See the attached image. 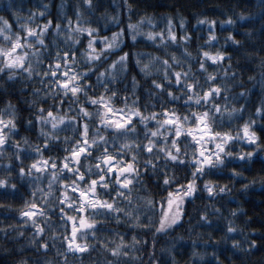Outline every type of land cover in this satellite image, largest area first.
<instances>
[{"label":"trees","instance_id":"1","mask_svg":"<svg viewBox=\"0 0 264 264\" xmlns=\"http://www.w3.org/2000/svg\"><path fill=\"white\" fill-rule=\"evenodd\" d=\"M34 1L39 3L38 0ZM89 1L88 5L84 3L80 6L77 3L84 0H43L42 3L47 7L46 14L41 20L42 24L48 20L52 23L41 38L44 40L43 45L39 40L30 41L33 48L40 52L39 56L35 57L32 54L28 56L32 64L31 75L15 69L17 75L12 80H8L7 73L0 72V108H4L5 103L11 101L16 106L17 113L15 134L11 136L7 147L0 146L3 149L0 151V177L7 179L5 185H0V264H16L17 261H26V264H264V115L255 113V107L264 98V13L261 12L258 0ZM9 6L10 4L6 5L5 0L1 1L0 16H4L12 23L14 31H19L13 14L18 9L31 8V0H13L11 7ZM77 8L81 14L79 20L75 14ZM241 13L244 14L243 19L240 18ZM69 17L72 23L67 26ZM141 17L162 20L165 23L171 18L172 25L176 28L173 31L176 33L177 41L169 40L163 45H153L150 42L145 43L147 40L144 39L138 38L133 41L130 36L125 35L119 38L122 40L119 49L111 52L105 50L101 53V62L93 67L92 63L80 53V49L86 47L87 32L81 33L76 38L79 47L70 48L73 36L71 40H63L58 37L61 32L53 31L57 24L60 25V30L65 26L69 33L74 32L77 25H81L95 29L93 35L109 37L118 29L127 31L129 23L136 24L138 21L140 23L147 20H141ZM181 18L184 20L182 31L181 25H178ZM201 18H207L213 23L208 24ZM229 18L231 23L228 22ZM201 23L210 25L212 29L204 30L200 26ZM209 32H214L213 40H208ZM229 33L232 34V38H229ZM184 35L187 39L179 40V37ZM81 39L83 43H80ZM0 43H3L2 38ZM94 47L99 49L102 45L94 41ZM24 49L27 53L30 52L28 48ZM133 50L138 53L145 51L155 53L166 59L170 58L171 53H176V60L171 61V68L167 69L172 79H163L165 69L162 65H160L161 73L143 75L136 64L137 57L132 55ZM165 50L169 55H165ZM202 50L210 53L221 51L225 53V56L220 61L207 59L206 71H204L199 68ZM58 52L61 55L68 53L69 63L66 66L63 60L57 63ZM122 52L129 53L128 67L125 71L114 75L116 76L114 89L116 95L110 101L114 107H123L124 101L127 100L129 107L139 108L145 115L155 112L158 120L164 119L160 115L162 106L169 111L188 112L189 104L185 100L188 90L173 86L175 77L172 69L184 71L188 73L190 79L198 80L199 86L194 84V87L201 96V88L210 87L212 82L220 87L221 95L215 99H210L207 103L201 100L199 106L195 101L192 102V106L197 107L198 111H203L210 104H219L222 108L229 109L232 107L240 109L241 104L245 107L234 113L232 117H229L227 113L221 117L217 113L215 117L209 118L211 130L216 132L227 130L233 136V141H229V144L225 146L226 152L231 155H225L222 164L214 163L211 170H207L209 166L206 165V171L193 177L191 168H178L177 162L170 159L165 164L166 157L163 154H160L157 159L155 152L149 156L147 153L150 150L141 149L137 153V168L140 175L128 185L131 193L125 190L124 186L115 183L114 175L107 173L103 174L108 187L97 185L98 197L107 198L123 211L117 213L101 209L96 212L88 209L80 213L78 204L76 208L72 207V202L77 200L79 192L73 187H65L60 181L68 184L72 181L78 182L79 178L69 171L76 168L85 172L86 175L90 174L89 179L94 178L100 171V165L96 160L100 150L105 147L111 150L114 144L117 146L123 144L125 137L119 136L113 141V130H105L97 122L98 115L85 117V122L90 126L89 140L94 134L92 130L98 129L99 135L108 138V143L105 145L101 142L98 147L96 144H90L91 151L81 153L79 160L70 161L69 169L61 172L59 165L65 162L62 158L70 154L72 143L82 138L71 126L57 131L52 129L51 123L47 125L37 123L34 121L33 114L42 115L37 111L41 105L45 109L52 106L51 110L56 115L76 116L77 120L72 123L79 125L81 104L89 108L90 112H94L97 107L102 108L103 105H92L83 93H77V99L70 91L67 93L59 91L57 82L67 72H78L82 68L93 67L90 74L81 78L91 84L96 80L97 72L104 69ZM188 53L191 55L189 56ZM24 66L27 67V62ZM207 73H213L211 81L207 79ZM133 75L137 81L135 91L132 88ZM153 80L164 88H155L152 84ZM169 86H172L174 94L179 95L178 99L168 96ZM109 88H112L111 84ZM241 88L247 90L246 97L241 96ZM225 89L228 92L227 98L223 96ZM103 90L101 85L99 89L89 87L87 91L88 95L98 96ZM134 100L137 103L133 104ZM209 111L214 112V109L209 108ZM25 120L33 121V124L28 125ZM245 120L254 121L251 130L257 133L255 144L246 139L236 138L238 125L243 124ZM42 127L52 132V136L48 138L49 145L40 149L42 157L49 162L39 174L37 169L32 168L29 175L28 169L33 160H37L43 166V159L36 152V148L44 144V136L40 132ZM136 127L138 134L128 138L135 140L139 145L146 142V135L150 133L146 134L144 127L140 124ZM148 127L151 129L159 126L149 120ZM165 131H167L165 128H160V132ZM173 134V132L167 133L168 136ZM186 134L182 133V135ZM154 139L164 141V137L161 136ZM205 139L207 143L202 144L201 147L207 154L210 149L214 151L215 146L211 139L206 137ZM15 142L23 147L17 150ZM184 143L181 141V154L185 159L180 163H187L194 151L191 146L185 149ZM187 143L189 145L194 143L191 136ZM256 144L259 147H256ZM241 151H251L252 156L241 157L237 154ZM52 157L58 161L57 178H54L53 184L49 185L48 176L51 175ZM128 158V156L125 157V159ZM149 159L154 165H158L157 171L161 175L157 176L152 171V166L145 165V161ZM21 167L25 168L24 174L19 172ZM191 167H195L194 160ZM233 169L236 170L235 173ZM165 172L169 175L178 174L181 178L186 177L183 181L185 185L187 179H195L196 187L191 196L185 197L180 206L179 220L162 231H156L154 227L150 232L141 226L147 223V216L152 214L146 210L147 201L143 197H153L157 200L158 217L159 197L171 190L169 188L157 190L163 183ZM206 180L212 184V193L204 187ZM50 187L51 192H49ZM117 187L121 189L123 196L115 195ZM221 187H224L226 191H220ZM42 193H48V195L45 196ZM65 193H67L65 200L69 203L60 199ZM129 196L130 199H128ZM33 203L37 205V208L30 207ZM61 208L76 219L68 220L66 216H62ZM129 208H139V222L133 218L135 211L133 217L126 215ZM175 208L174 204L170 213L175 211ZM233 209L236 211L233 212ZM21 211H32L34 215L21 216ZM80 215H84L89 221L95 220L96 224L90 228H80ZM117 215L120 216L119 220L116 218ZM33 220L43 229L39 236L35 235ZM73 223L77 225L75 242L81 245L87 244V249L81 251L69 247L67 240L64 239L72 235ZM229 228L232 230L229 231ZM41 237L46 238L49 245L47 249L40 247L36 242L30 243V241L40 240ZM234 240L237 241V245H233ZM253 241L255 244L252 243ZM117 244L120 245V252L114 255L111 249Z\"/></svg>","mask_w":264,"mask_h":264},{"label":"snow or ice","instance_id":"2","mask_svg":"<svg viewBox=\"0 0 264 264\" xmlns=\"http://www.w3.org/2000/svg\"><path fill=\"white\" fill-rule=\"evenodd\" d=\"M86 5L89 4V0H84ZM258 5L261 9V12L264 13V0H258ZM90 6V5H89ZM41 7H47L46 5H42ZM129 7H131L129 5ZM77 19H80V11L77 8L76 10ZM14 15V14H13ZM241 19L244 18V14L241 13ZM19 19V18H17ZM69 26L71 25V18L69 17ZM148 20L149 24H152L153 21L148 17H141V20ZM204 22L208 24H212L213 21L208 20L207 18H201ZM229 23H231V18H229ZM51 20L45 22L42 27L37 29L30 27L27 24L19 25V31L13 30V25L10 21L5 18L4 16H0V38H2L3 43H0V72L7 73V79L12 80L17 73L14 71L15 69H19L22 73H27L31 75L32 64L30 60H28L29 53L24 51V48L27 46L31 48L33 54L39 56V50L32 47L29 44V39H36L43 45L44 40L41 37L45 34V30L49 28L51 24ZM224 23V21H221ZM181 27L183 28L184 20L183 18L180 19ZM139 21L136 24L129 23L127 25V31L124 29H118L115 32L111 33V37H98L93 35L96 31L91 27H85L81 25H77L76 29L74 30V36L69 45L70 48L72 47H79L76 43V38L80 36L81 33L87 32L88 38L85 48L80 49L81 55L85 56V59L92 63L93 67H95L98 63L101 62L102 57L101 53L105 50L111 52L113 49H119V45L122 42L121 39L123 36L128 35L133 41L137 40L138 33L133 31L134 29L138 28ZM168 29L167 34H164V31L161 30L160 32L154 31H147L144 33L148 37V40L145 43H152L153 45H163L166 41H177L176 33L172 30V19H168ZM60 25L57 24L56 28L53 29L54 32H59ZM142 31V30H141ZM21 32H23V37L21 36ZM214 36V32H209L208 39L212 40ZM229 38H232V34H228ZM187 39V36L179 37V40ZM234 39V38H233ZM94 41L100 43L102 45L101 48L96 49L94 47ZM107 41V42H105ZM84 41L81 39L80 43ZM187 52V50H185ZM86 54V55H85ZM132 55L137 57L136 64L140 68V72L143 75H148L151 73V66L162 65L165 69L163 73L164 80L172 79V75H170L167 69L171 68V61L176 60V53H171L170 58L166 59L164 56H159L155 53L151 52H136L133 50ZM165 55H169L165 50ZM190 56L191 54L188 53ZM57 56L60 60H63L65 66L69 63L68 61V53H63L62 55L58 52ZM129 53L122 52L121 55L116 56L115 59L112 60L110 64H107L104 69H101L97 72L96 80L89 84L87 80H81L86 74H90L93 70V67L89 68H82L78 72L72 71L67 72L59 79L58 83V90L63 92H71L74 98H77V93H83L88 101L91 102L92 105H103V107H97L94 112H90L89 108L84 107L83 104L79 107V120L80 123L77 125L76 123H72L73 121L77 120L76 116H59L53 113L51 110L52 106H49L48 109H45L43 105H41L37 111L42 113V115H34V121L37 123H43L47 125L51 123V127L54 130H58L57 126L61 125L62 122H68L65 127L71 126L74 131L79 133V136L82 139H76L74 143H72V150L70 154H66L62 159L65 161L64 163L59 165V171H64L65 169H69V162L70 161H77L80 159L81 153H87L91 151L89 147L90 144H96L97 147L99 143H104L107 145L108 138L99 135V130H92L94 134L91 136V139L88 138V133L90 131V126L87 122H85V117H90L93 114L99 116L98 123L105 129H112L113 136L112 139L115 141L119 136L125 137L124 143L120 145H113L111 150L105 147L100 150V154L96 156V160L98 165H100V171H98L94 178L89 179V175H86L85 172H81L78 168L76 169H69L74 176L79 178V181H72L70 184L65 183L64 181H60V183L64 184L65 187H73L75 191L79 192V197L75 202H72V207L76 208L77 204L79 205V212L84 213L86 210L91 209L95 210L96 212L101 211V209H107L109 212L115 211L117 213L123 211L122 209L118 208L112 201L105 199H100L97 195V185H103L105 188L108 187V183L105 180V175L103 173L111 174L116 177L115 183L118 185L124 186L125 190L131 193V188L128 185L132 184V181L139 177L140 173L137 168V161L138 155L137 153L141 149H148V155L151 156L153 153H156V158L159 159V155L163 154L166 157L165 164H167L168 159L173 162H177L176 167L189 169L191 168V175L195 177L199 173H203L206 171L205 166H209L207 170H211V166L220 165L223 163L225 155H231V153L226 152V145L229 144V141H233V136L230 131H213L211 130V124L209 123V118L215 117L217 113L221 117L224 116L225 113L229 117H232L234 113L239 112L240 110L244 109L245 105L241 104L240 109L235 107L229 108H222L219 104H210L208 107H205L203 111H198L197 107L192 106V102L195 101L196 105L199 106L200 101L203 100L207 103L210 99H215L217 96L221 95L220 87L217 86L214 82L210 84L208 88H201L202 96L200 93L196 92L194 84L199 86L198 80H192L189 78L188 73L176 69H172V73L174 74L175 80L174 85L175 87H179L181 89L188 90L187 94L185 95V100L189 104V111L185 113H179L175 110L169 111L168 108L162 106V110L160 115L164 117L163 120L157 119V114L155 112L148 113L147 115L143 114L139 108H133L128 106V101H124L123 107H114L111 105L110 101L112 97L116 95L115 92V80L116 76L114 73L123 72L128 67L127 58ZM225 56V53L221 51H217L215 53H210L208 51H203L200 55V63L199 68L201 70L206 71L205 64L207 59H211L213 61H220ZM139 57H147V62H142ZM75 60V55L73 54V61ZM27 62V67L24 65ZM47 75V73H45ZM55 76V73H53ZM213 73H207V79L209 81L212 80ZM66 77V78H65ZM251 79V77H250ZM107 81V83H105ZM112 85V88H109V85ZM136 77L135 75L132 76V88L135 91L136 88ZM152 84L157 89H163L164 86L158 83L156 80L152 81ZM103 85V91H100V94L97 95H88V88L99 89ZM38 91V90H37ZM107 92V95H105ZM167 94L169 97L173 99H178L179 95L174 94L172 91V86H169L167 89ZM240 94L242 97H246L248 95L247 90L244 88L240 89ZM54 95V93H53ZM223 96L227 98L228 92L225 89ZM225 102L227 100L225 99ZM137 103L136 100L133 101V104ZM209 108L214 109V112L209 111ZM255 113L258 115H264V98L261 99L260 103L255 107ZM16 106L12 104L11 101H7L4 105V108H0V146L7 147L10 138L12 135L15 134L14 130L17 129L16 123ZM149 120L154 121L159 127L156 128H149L148 123ZM25 123L28 125H32L33 121L25 120ZM254 121L245 120L243 124L238 125V129L236 132V138L240 140H248L255 144L257 140V133L251 130V125ZM137 124H140L144 127L145 133L150 135H146V142H143L139 145L136 144L135 140H131L128 137L137 135ZM187 125V127H185ZM160 128H165L167 131L160 132ZM40 132L44 136V144L39 145L36 148V152L38 155L41 156L43 159V166L37 160H33L31 165L28 169V174H31L32 168H35L39 172L43 171V167L47 166L48 159H44L42 157V153L40 152L41 148H44L45 145H49V137L52 136V132L46 131L45 128H40ZM168 132H173L174 134L168 136ZM242 132V135H241ZM182 133H187L186 135H182ZM164 137V141L161 142L155 137ZM191 136L193 144L189 145L188 138ZM211 139L214 143L215 150H208L207 154L205 149L201 147L202 144L207 143V139ZM22 139H26L22 137ZM65 140L68 141V138L65 137ZM170 141V143H168ZM181 141L185 142L183 147L186 149L191 146L194 151L191 154V159L187 161V163H180L185 158L181 154ZM70 142V141H69ZM18 142H15V148L19 150L22 148ZM256 147H259L256 144ZM3 149L0 148V151ZM47 150V149H46ZM65 150L67 152V147L65 146ZM198 153V154H197ZM239 156L244 157H251L252 152H239L237 153ZM128 156V159L125 157ZM17 159H19V155L17 154ZM195 161V167H191L192 161ZM52 163V170L51 175L48 176L49 185H52L54 182V178H57V163L55 157L51 158ZM146 166H152V171L157 176L161 175L158 171V165H154L151 159L145 161ZM235 173V169L232 170ZM19 172L21 174L25 173V168H19ZM135 173L136 175H132ZM123 174V175H122ZM184 179L181 178L178 174L176 175H169L167 172L163 173V183L159 185L158 191H162L165 188L171 189L167 191L164 196L159 197L160 208H159V215L157 217L156 208H157V200L153 197H143L147 201L146 210H149L152 214L147 216V223L141 225L143 228L147 229L148 231H152L155 227L156 231H162L169 227V225L173 224L175 221L180 219L179 213L181 211V205L185 197L191 196L194 188L196 187L195 179H187L186 185L184 184ZM179 181V182H178ZM7 183V179L0 177V185H5ZM15 187V185H13ZM204 187L207 189L209 193L213 192V187L210 181L204 182ZM51 187L49 188V192H51ZM220 191H226L224 187L220 188ZM91 193V195H89ZM43 195L47 196L48 193H42ZM65 193L64 196H61V200H65ZM115 195L123 196V192L119 187L116 188ZM130 199V196L128 197ZM166 199V203H165ZM65 203H69V201L65 200ZM176 205L175 211L170 213V209L173 205ZM99 205V207H98ZM27 206V205H26ZM31 208H37V205L33 203L30 205ZM135 211V216L133 217V212ZM236 209H233L235 212ZM62 216H66L68 220H75L76 218L68 215V213L61 208ZM91 215V212L89 213ZM21 216H33L34 213L32 211L29 212H20ZM126 215L129 217H133L136 222H139L140 219V210L139 208H129L126 212ZM116 218L119 220L120 216L117 215ZM35 226V235L39 236L40 233L43 231L40 224L36 223L35 220L32 221ZM93 224H96L95 220H87L84 215L79 216V227L80 228H90ZM232 229L229 228V231ZM77 234V225L73 223L72 225V235L70 237L66 236L64 239L67 240L68 246L76 248L77 250L87 249L88 245L78 244L75 242V237ZM55 235V234H54ZM155 235V233H153ZM135 240V236H133ZM36 242L40 245V247L47 249L49 247L48 243L46 242V238L41 237L40 240L30 241ZM121 243H123V239H121ZM233 245H237V241L232 242ZM255 244V241L252 242ZM114 255H118L120 252V245L117 244L116 247L111 249ZM195 255V253H194ZM218 259V258H217ZM16 264H26V261H17Z\"/></svg>","mask_w":264,"mask_h":264},{"label":"rangeland","instance_id":"3","mask_svg":"<svg viewBox=\"0 0 264 264\" xmlns=\"http://www.w3.org/2000/svg\"><path fill=\"white\" fill-rule=\"evenodd\" d=\"M1 1L3 2L4 0H0V3ZM6 1V5H9V7H11V4H12V1L13 0H5ZM39 3H36L34 0H31V4H32V7L31 8H28V9H18V11L14 14V21L17 25V27L19 28V25H22V24H27L29 25L30 27L32 28H35L37 29V31L39 30L40 27H42V17L46 14V7H41L42 5H44L42 2L43 0H38ZM90 2V1H89ZM78 5L81 6V4L84 5V2H79L77 3ZM21 12H23L22 14H20ZM19 18V19H17ZM153 23L152 24H149L148 23V20H145V21H141L138 25V28L134 29L133 31H136L138 33L137 35V39H144V40H148V37L146 35H144V33H146L147 31L151 30V31H154V32H160L161 30L164 31V34L166 35L167 34V29L169 27L168 25V20L167 22H163L162 20H152ZM69 24H67L68 26ZM178 25H181L180 24V21L178 22ZM201 27L204 28V30H208V29H212V27L208 24L206 25H203L202 23L200 24ZM67 28L64 26L63 29H61L58 33L61 32V34H59V38H63V40H71L72 36H74V32H67ZM142 30V31H141ZM172 30H176L175 26L172 25ZM180 30L182 31L183 28L180 26ZM69 31V30H68ZM23 32H21V36L23 37ZM68 37V39H67ZM111 36H109L108 38H110ZM42 38V37H41ZM32 40H36V39H29V44L32 45L33 47V44L30 42ZM169 40H171V38H169ZM209 40V39H208ZM213 40V39H212ZM107 42V41H105ZM26 48H28L26 46ZM30 52L29 55L32 56L34 55L36 57L35 54L32 53L31 51V48H28ZM115 50V49H113ZM24 51L26 52V50L24 49ZM32 54V55H31ZM141 60L142 62H147V57H141ZM152 70H151V73H161V67L160 65H152L151 66ZM113 75H116V73H114ZM67 122H62L61 125H58L57 126V129L59 131L67 128L65 127L64 125H66ZM57 130V131H58Z\"/></svg>","mask_w":264,"mask_h":264}]
</instances>
